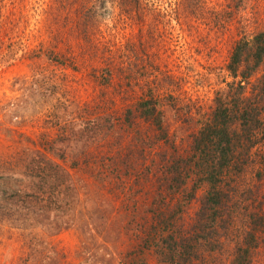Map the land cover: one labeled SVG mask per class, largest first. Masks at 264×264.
Instances as JSON below:
<instances>
[{
	"label": "rangeland",
	"instance_id": "1",
	"mask_svg": "<svg viewBox=\"0 0 264 264\" xmlns=\"http://www.w3.org/2000/svg\"><path fill=\"white\" fill-rule=\"evenodd\" d=\"M66 1L0 0V199L30 193L35 181L22 167L45 145L66 149L56 162L81 196L68 229L52 228L47 216L0 225V264L42 263L48 244L59 264H158L145 242L155 164L175 151L189 156L198 119L231 82L235 44L264 31V0ZM263 77L264 66L246 85L248 97ZM151 95L168 144L151 123L126 119ZM235 181L233 224L220 229L223 247L210 258L218 264H231L247 228L264 227V146ZM203 195L184 208L186 228ZM257 242L253 264H264V236Z\"/></svg>",
	"mask_w": 264,
	"mask_h": 264
},
{
	"label": "trees",
	"instance_id": "2",
	"mask_svg": "<svg viewBox=\"0 0 264 264\" xmlns=\"http://www.w3.org/2000/svg\"><path fill=\"white\" fill-rule=\"evenodd\" d=\"M76 28L85 30L86 25H76ZM262 66L264 31L251 38L243 37L235 44L226 66L231 82L218 91L212 114L198 119L199 129L193 136L189 156L175 151L170 161L164 158L159 168L155 164L154 174L159 170L155 178L159 189L149 209L154 222L146 231L145 242L157 256L158 264H218L210 258L223 247L216 240L220 229L228 230L233 224L234 217L228 209L234 198V182L248 169L255 151L264 146V77L258 80L262 88L254 97L247 96L246 87ZM160 107L155 95L147 96L137 103L135 110L127 111L126 119L129 126L133 116L151 123L160 134V142L168 144ZM65 158L66 149L45 145L27 162V167H22L31 172L35 185L29 186L28 194L17 192L6 200L0 199L7 204L0 208V225L27 224L29 220L43 224L47 216L52 228L70 227L81 196L75 180L56 162ZM16 171L23 172L20 168L13 174ZM201 190L204 195L196 220L186 228L183 210ZM168 201L172 202V209H162L170 206ZM245 234L247 237L235 247L231 264H253V254L259 248L257 239L264 236V227L247 228ZM44 247L49 256L45 255L39 264H59L62 257L56 249L50 244ZM21 264H34L33 258Z\"/></svg>",
	"mask_w": 264,
	"mask_h": 264
}]
</instances>
